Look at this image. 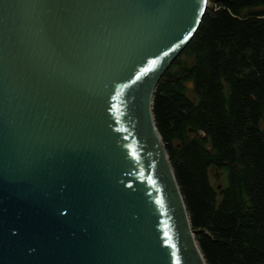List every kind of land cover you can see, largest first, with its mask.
Instances as JSON below:
<instances>
[{"label":"water","instance_id":"obj_1","mask_svg":"<svg viewBox=\"0 0 264 264\" xmlns=\"http://www.w3.org/2000/svg\"><path fill=\"white\" fill-rule=\"evenodd\" d=\"M207 5L0 0V264H206L153 99Z\"/></svg>","mask_w":264,"mask_h":264},{"label":"trees","instance_id":"obj_2","mask_svg":"<svg viewBox=\"0 0 264 264\" xmlns=\"http://www.w3.org/2000/svg\"><path fill=\"white\" fill-rule=\"evenodd\" d=\"M153 116L206 264H264V0H209Z\"/></svg>","mask_w":264,"mask_h":264},{"label":"rangeland","instance_id":"obj_3","mask_svg":"<svg viewBox=\"0 0 264 264\" xmlns=\"http://www.w3.org/2000/svg\"><path fill=\"white\" fill-rule=\"evenodd\" d=\"M209 6V0H208V5L207 7ZM184 60V58H181V61ZM172 66V65H171ZM194 88V87H193ZM210 177H211V182L214 186H222L224 184V179L222 176L219 175L218 172L214 171V175L212 176L210 174Z\"/></svg>","mask_w":264,"mask_h":264}]
</instances>
